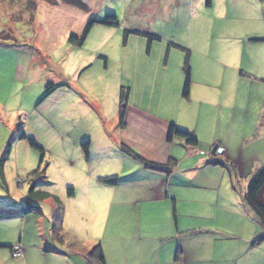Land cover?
<instances>
[{
    "label": "crops",
    "instance_id": "0c3cea01",
    "mask_svg": "<svg viewBox=\"0 0 264 264\" xmlns=\"http://www.w3.org/2000/svg\"><path fill=\"white\" fill-rule=\"evenodd\" d=\"M171 1L175 0H144L151 10L152 22L164 24L174 18L181 25L185 23L180 18L182 14L191 15L186 22L185 37L189 39L184 43L189 49L191 69L188 98L183 97V68L173 80L166 74L168 52L163 66L151 55H135L129 66L124 62L132 82L117 83L119 92L126 86L129 89L122 125L117 122L119 105L105 128L95 118L98 114L82 110L81 100L71 101L65 110L67 124H80L86 117L93 129L84 127L74 136L69 132L64 135L58 150L61 158L69 160L73 167H88L120 181L109 187L91 174L89 178L73 179L68 196L72 204H78L68 214L75 220L99 222L98 231L91 237L101 246L106 264H264V257L255 254L262 242L254 244L264 228L244 196L239 204L232 193L234 173L241 174L245 169L249 172L250 161L255 171L264 165V0ZM202 9L205 17L199 16ZM164 10H170V14ZM86 65V61L80 63L76 73L80 68L84 71ZM69 83L62 84V92L69 89ZM18 112L27 110L21 107ZM171 125L193 134L197 146L190 147L178 137L169 141ZM9 143L2 164L7 160L5 155L10 158L12 153L17 154L18 144L14 152ZM84 144H88L86 153ZM122 148L133 150L151 163L170 162L172 172L166 175L147 169ZM217 149L222 153L213 155ZM31 152L22 150L25 159L29 158V163H23L29 166L34 158ZM218 161L226 168L216 164ZM1 174L4 179L2 171ZM52 201H40L51 210L49 238L40 237L32 247L20 240L19 260L27 259L30 249L43 255L41 249L45 246L63 247L52 237L57 220ZM18 212L13 214L20 215ZM64 228L84 242L82 230ZM14 247L0 244L10 254ZM65 253L68 264H87L82 255L73 260L74 253Z\"/></svg>",
    "mask_w": 264,
    "mask_h": 264
},
{
    "label": "rangeland",
    "instance_id": "374dc122",
    "mask_svg": "<svg viewBox=\"0 0 264 264\" xmlns=\"http://www.w3.org/2000/svg\"><path fill=\"white\" fill-rule=\"evenodd\" d=\"M65 1L0 0V161L9 142L14 152L18 144L16 156L13 153L10 158L5 155L7 160L0 169V244L17 246L22 253L20 240L32 247L40 237L49 238L48 230L53 219L47 205L40 201L30 202L34 207L41 208L42 215L21 211L22 207L27 208L28 193L33 185L36 191L57 197L60 209L53 211L58 217H63L59 231L64 237L63 247L45 246L41 249L43 255L30 249L26 252L28 258L23 260L13 259L9 249L0 248V264H68L65 252L74 253L75 256L71 257L74 260L77 255L84 256L98 245L92 237L98 231L99 222L93 219L75 220L68 214L78 204H72L68 189L73 188L71 182L76 178H89L91 174L107 179L111 175L94 173L92 169L80 165L73 167L69 160L61 158L58 150L61 141L65 140L64 135L68 136L69 132L74 136L75 131L80 132L84 127L93 129L86 117H82L80 124L76 122L72 125L71 121L67 124L65 110L68 111L69 103L81 100L82 110L87 108L98 114L95 118L99 125L103 123L104 126L108 122L109 127L119 105L120 87L117 83L124 85L132 82L125 61L129 66L131 57L151 55L152 60L161 61L163 66L169 52L167 76L173 80L183 68L185 53L179 47L187 49L184 43L189 39L185 37L188 34L186 22L191 16L188 12L180 17L185 22L181 25L174 18L162 24L160 21L152 22L151 10L144 0H77L81 8ZM179 1L171 2L175 4ZM166 12L170 14V10H164ZM107 16L115 17L117 25L94 24L82 46L69 42L70 36L80 37L91 21L101 22ZM199 16L205 17L206 11L202 9ZM85 61L87 69L83 71L80 68L76 73L78 65ZM66 81L69 85L70 81L71 86L65 84L69 89L62 92L64 89L61 86ZM47 85H56L57 89L43 100ZM21 107L27 112H18ZM21 133L26 139L20 138ZM27 139L34 140L44 151L41 167L45 170V181L42 179L33 183L29 177L32 171L37 170L41 153L31 148ZM23 148L24 151L25 148L32 150L34 158L30 159L31 166L25 164L29 163V158L23 156ZM249 164V172L245 169L243 175L234 173L232 176V193L234 201L239 204L249 177L255 171L251 168L253 161ZM18 180L22 183L18 184ZM51 203L55 205L54 200ZM18 210L20 215H14L13 212ZM79 224L86 227L79 228ZM65 226L82 230L84 242L76 240ZM99 235H103V229ZM68 246L78 248L68 249ZM65 247L67 250L64 252ZM258 247L255 254L264 257V241ZM109 253L114 259L113 251Z\"/></svg>",
    "mask_w": 264,
    "mask_h": 264
},
{
    "label": "trees",
    "instance_id": "16d2710c",
    "mask_svg": "<svg viewBox=\"0 0 264 264\" xmlns=\"http://www.w3.org/2000/svg\"><path fill=\"white\" fill-rule=\"evenodd\" d=\"M65 2L67 4H70V5L78 7V8L82 7L81 3L78 2L77 0H66ZM97 23L105 25V26H116L117 25L116 18L110 17V16H107L105 18V20H103L101 22L91 21L86 26L84 32L82 33V35L80 37L70 36L69 42L71 44L76 45V46H82L85 39L87 38L90 30L92 29L93 25L97 24ZM152 38L155 39L154 37H152ZM179 48L185 53V59H184V64H183V73H184L183 97L188 98L189 87H190V82H191V79H190L191 69H190L189 58H188L189 57V51L183 47H179ZM56 89H57L56 85H47L46 89H45V97L49 96L50 93H52ZM127 100H128V89L121 88V90L119 92V112H118V118H119V122L121 125L123 124ZM173 137H178L180 139H183L185 141L186 145H188L190 147L197 146V139L194 137L193 134L180 131V130L176 129L173 125H171L169 127V130H168L169 141ZM20 138L26 139V137L23 133H21ZM27 140H28V143L31 146V148H33L34 150H37L38 152L41 153V159H40L39 167L37 168V170L32 172L29 176V177H31L30 178L31 181L33 183H35L36 181L42 180L45 177V170H42V167H41L43 165V160H44V151L42 148H40L36 144V142L34 140H32V139H27ZM9 147H10V143L8 144L7 150L5 151L6 154L8 153ZM82 147L85 150L84 152L86 153L87 148H88V144H84ZM122 149L126 155L131 157L133 160L140 162L147 169L158 171V172L164 173L166 175H169L172 172L173 165L170 162L166 165L151 163V162L146 161L144 158H142L139 154H137L133 150L126 149V148H122ZM214 152H215V150H213V155H214ZM3 161H4V159L1 161L0 169L2 167ZM216 164L222 165L223 167L226 168V165L224 163H221L220 161L216 162ZM1 177H2V174H1ZM119 181L120 180L118 177L100 179V182L102 184L109 186V187H114V186L118 185ZM2 182H3V184H5L4 179ZM69 191H71V190H69ZM49 198H52L54 200L55 206L57 207V210L59 211L60 207H59L58 199L54 196H51L48 193L36 191L34 188V185H33L32 188H30L29 193H28V198H27L28 203L26 205L27 208L24 209L22 207L21 211L24 213L35 212L37 214H41L39 208L34 207L33 205L30 204V202L31 201H43V200H46ZM244 201L248 204V206L254 212L255 217H256L259 225L262 228H264V165L261 166L260 168H258L250 176L246 190L244 192ZM56 215H57V213H56ZM0 216H1V214H0ZM57 217H58V215H57ZM60 220H61V215H60V217L57 218V220L55 221V223L53 225L52 237L55 241H58L59 243H63L64 237L60 234V231H61V229H60L61 226H59L61 223ZM263 241H264V233L255 239L254 244H257V243H260ZM73 248H78V247L76 246ZM12 252H13V248L11 250V253ZM83 258L85 259L87 264H106L105 257L103 254V250H102L100 245H96L95 247H93L89 252H87L83 256Z\"/></svg>",
    "mask_w": 264,
    "mask_h": 264
},
{
    "label": "built area",
    "instance_id": "2783aa9c",
    "mask_svg": "<svg viewBox=\"0 0 264 264\" xmlns=\"http://www.w3.org/2000/svg\"><path fill=\"white\" fill-rule=\"evenodd\" d=\"M221 153H222L221 150H219V149L215 150V154L220 155ZM17 183H18V184H21L22 181H21V180H18ZM19 249H20V248L17 247V246L13 248L12 257H13L14 259L18 258V257L21 255V253H20L21 250H19Z\"/></svg>",
    "mask_w": 264,
    "mask_h": 264
}]
</instances>
